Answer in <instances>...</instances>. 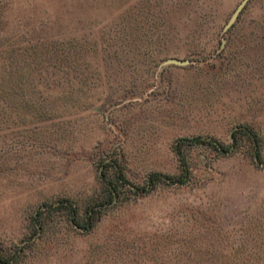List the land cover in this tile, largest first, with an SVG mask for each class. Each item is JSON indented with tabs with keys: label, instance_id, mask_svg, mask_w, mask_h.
Returning <instances> with one entry per match:
<instances>
[{
	"label": "rangeland",
	"instance_id": "rangeland-1",
	"mask_svg": "<svg viewBox=\"0 0 264 264\" xmlns=\"http://www.w3.org/2000/svg\"><path fill=\"white\" fill-rule=\"evenodd\" d=\"M241 1L0 0V50L47 53L24 64L31 102L0 120V248L24 247L0 264H264V168L246 138L185 148L189 180L120 194L91 229L55 209L33 233L44 203L101 194L110 159L143 183L180 171L177 139L230 142L241 124L264 156V0L226 27Z\"/></svg>",
	"mask_w": 264,
	"mask_h": 264
},
{
	"label": "trees",
	"instance_id": "trees-1",
	"mask_svg": "<svg viewBox=\"0 0 264 264\" xmlns=\"http://www.w3.org/2000/svg\"><path fill=\"white\" fill-rule=\"evenodd\" d=\"M2 51L5 52L3 58H6V60L0 63V120L6 121L9 118L7 108L10 105H22L31 102V97L23 91V86L31 79L30 71L24 68V64L27 63L28 59L34 61L45 59L47 53L34 50L32 52H24L18 56L13 52V49H2L0 50V54ZM231 136L230 142H225L215 136H208L206 138L200 136L181 137L177 139L174 144V151L181 165L180 171L178 173L151 171L143 183L131 181L126 176L123 167L117 162V159H110L108 164L113 167L114 171L112 173L102 171L101 181L103 191L101 194L93 197L91 203L84 210H81L77 203H74L73 200L67 197H58L53 202L44 203L33 217L35 222L33 233L37 232L36 227L40 228L45 222L53 220L55 209L61 210L62 214L76 227L91 229L99 220L107 204L116 202L120 198V194H123V198H125L130 196L132 192L145 193L157 185L181 184L189 180L191 169L189 156L185 148L194 144H204L214 150L216 154H222L239 149L244 145L242 139L246 138L248 147L245 150L253 156L257 165L264 168L261 136L258 130L249 124H241L232 131ZM105 164L103 165L106 166ZM23 248V246H20L9 254L3 253L0 248V261L15 263L19 257L18 251L22 252Z\"/></svg>",
	"mask_w": 264,
	"mask_h": 264
},
{
	"label": "water",
	"instance_id": "water-1",
	"mask_svg": "<svg viewBox=\"0 0 264 264\" xmlns=\"http://www.w3.org/2000/svg\"><path fill=\"white\" fill-rule=\"evenodd\" d=\"M247 0H242L238 7L235 9V11L233 12L230 20L227 22L226 27L229 26L231 24V22L237 17L239 11L241 10V8L243 7V5L246 3ZM166 62H174V63H186L187 59H181L178 57H169L168 59H166Z\"/></svg>",
	"mask_w": 264,
	"mask_h": 264
}]
</instances>
